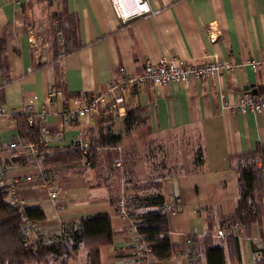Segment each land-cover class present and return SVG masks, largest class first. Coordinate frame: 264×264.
<instances>
[{"label": "crops", "instance_id": "0c3cea01", "mask_svg": "<svg viewBox=\"0 0 264 264\" xmlns=\"http://www.w3.org/2000/svg\"><path fill=\"white\" fill-rule=\"evenodd\" d=\"M148 2L149 14L130 15L122 20L112 0H0L1 163L11 164L8 176L16 184L18 202L45 213L46 219L29 229L32 241L45 234L59 235L64 224H79L84 218L106 213L114 235L113 244L101 249V264H191L192 252L201 264H206L202 250L204 239L209 236L215 245L225 246L227 256L232 252L225 240L215 235L217 220L235 212L239 197L238 175L231 167V158L264 145V112L241 115L231 108L240 95L264 91V0ZM127 7L134 8V4L130 2ZM58 14L71 15L77 31L75 49L65 54L59 65L56 61L61 52L53 50L51 43V30ZM36 29L48 34V56L31 44L30 35ZM162 59L197 63L225 60L238 66L215 80L127 90L121 113H109L106 101L99 115L64 122V112L80 106L86 95L105 94L113 80L123 81L129 75L141 73L147 62L158 63ZM4 60L6 73L2 68ZM246 62L257 63L258 69ZM58 80L66 95L50 99ZM28 106H32L34 125L49 152L70 147L80 137L96 135L100 119L114 124L111 132L122 135L120 146L136 144L141 128L135 126L127 131L125 125L129 110L136 108L141 110L140 116L146 118L145 124L154 135L190 134L195 149L203 152V163L195 166L194 151L193 171L160 177L155 181L162 184L148 192L161 193L165 203L178 209L169 216L170 237L177 247L175 255L167 261H158L154 255L146 261L136 257L134 221L121 217L114 202L123 188L116 175L101 162L88 168L81 162L75 163L73 174L56 176L48 185L40 178L42 168L31 161L23 167L15 166L13 162L21 154L10 151L9 145L18 138L19 130L18 122L10 114ZM105 148H98L95 156ZM141 167L142 164L138 170ZM51 192L58 195L52 198ZM143 192L141 189L138 193ZM12 199L9 197L11 203ZM262 199V223L254 227L257 240L260 235L264 239V170ZM62 207L65 210H60ZM191 235L203 249L200 244L197 248L196 242L188 244ZM252 243L251 239L241 240V262L228 259L229 263L256 264ZM71 254L51 255L46 259L48 263L29 264H86L84 246L71 249Z\"/></svg>", "mask_w": 264, "mask_h": 264}, {"label": "trees", "instance_id": "16d2710c", "mask_svg": "<svg viewBox=\"0 0 264 264\" xmlns=\"http://www.w3.org/2000/svg\"><path fill=\"white\" fill-rule=\"evenodd\" d=\"M56 23L51 30L52 49L61 53H70L77 44L76 22L71 15L58 14L55 16ZM62 37L58 38V33ZM1 48V46H0ZM58 58V55H57ZM56 61V64H60ZM3 71L7 72V60L2 62ZM52 90H61L64 95L66 92L63 85L58 80ZM261 93V92H260ZM89 95H86L88 97ZM18 122V139L26 142H37L41 144L40 154L37 158H26L18 156L14 162L21 161L24 165L29 160L37 161L43 172L40 177L48 184L53 178L64 177L73 174L74 164L83 160L84 156L78 143L70 147L56 148L51 152L46 151L42 145V136L38 128L30 123L31 114L25 111L14 110L10 114ZM139 108L129 110L125 120L126 130L133 129L140 123H146V118L141 117ZM107 122V121H106ZM102 119L99 120V129L97 134L87 136L92 144L90 153L85 156L91 162L92 167L97 166L98 156H95L98 148L118 149L122 140L121 134L112 133L113 123ZM106 149V148H105ZM262 158V167H257V161ZM204 156L201 150H198L195 156V165L203 163ZM2 159L0 158V164ZM86 167L85 165H83ZM231 167L238 175L239 197L236 210L227 217H220L221 226L228 227L229 234L224 239L232 252L229 256L226 254L224 245H215L211 236L204 239L205 249L198 239L194 244H200V249L204 253L206 264H230L229 260L241 262L240 242L241 240L231 231L230 226L239 223L245 228L247 238L252 240L253 251L256 255V264H264V239L254 238V227L260 226L262 199V172L264 170V145H258L253 152L245 153L231 158ZM2 171V168H1ZM1 173V172H0ZM0 178V264H29L46 260L48 256L54 255L60 257L65 254L70 257L71 249L76 250L80 245L86 249V264H101V249L113 244V229L110 216L106 213H100L90 218H84L79 224L67 223L60 230L59 235L45 234L38 240L32 241L29 233L30 227L46 219L45 213L40 208L25 207L21 204L11 203L9 193L13 182L7 180V184ZM16 185V184H15ZM160 186L159 183L155 184ZM145 189L152 186L144 185ZM154 186V185H153ZM136 193L128 197L125 202L129 217L137 226L138 233L143 235L150 245L153 255L158 261H167L177 251L176 245L170 237L169 215L163 214L159 209L165 203V198L161 193H149L141 195L139 190L141 186L135 187ZM123 197H116L114 202L117 205ZM118 209V205H117ZM118 211V210H117ZM53 237L49 243L48 236ZM234 248V252H233ZM195 253V252H192Z\"/></svg>", "mask_w": 264, "mask_h": 264}, {"label": "built area", "instance_id": "2783aa9c", "mask_svg": "<svg viewBox=\"0 0 264 264\" xmlns=\"http://www.w3.org/2000/svg\"><path fill=\"white\" fill-rule=\"evenodd\" d=\"M50 1V0H47ZM62 1V0H56ZM114 4L115 11L119 18L122 20H127L130 15L133 16H145L150 13V6L148 0H112ZM130 2L134 4V8L127 7L130 5ZM130 11H133L132 13ZM31 44L34 49L38 50L40 53H47L50 50V42L48 34H44L40 29L35 30L31 33ZM58 38L62 37V33H58ZM208 36L213 40L212 36L208 32ZM65 57L64 53H61L58 56V60L62 61ZM48 59V57H47ZM254 70L258 69V64L255 62H246ZM238 65L232 61H223V60H208L206 62H186L179 59H162L158 63L147 62L144 69L141 73L136 75H129L123 81L117 79L109 83L107 92L105 94H93L88 96L84 102L75 109L66 110L63 114V120L65 123H69L81 117H90L97 116L101 112L102 105L107 101V111L109 113H121V110L124 107L125 99L124 94L127 90H132L139 88L145 85L151 86H166L172 82L177 83H188L190 80H201V79H211L215 80L220 78L226 73L233 71ZM50 99L53 98H63L64 94L61 90H51ZM109 98V100H106ZM232 111L235 114H260L264 112V91L256 95L252 93H245L238 97L236 103L231 106ZM25 112L33 115L32 106L25 107ZM0 113L2 110L0 108ZM34 116L30 118V123L34 124ZM41 119V118H40ZM43 119V118H42ZM41 119V120H42ZM74 143L79 144V148L84 156V165L90 166V161L86 159L85 156H88L91 148L90 139L80 137ZM41 144L37 142H26L19 140L18 138L14 140L9 145V150L14 152H20L21 155L29 156V158H37L40 154ZM19 163V162H18ZM263 160L260 157L257 161V167H262ZM18 165V164H17ZM35 167L39 166L37 161L33 164ZM2 174L0 175L2 179H8L9 166L7 163L2 165ZM10 194L14 199L12 203L20 204L16 199V185L13 182L11 187ZM52 198H55L56 194L54 192L50 193ZM63 209V207L61 208ZM120 209V210H119ZM119 214L123 218H130L126 210L124 199H121L118 203ZM163 214L173 215L178 209L172 203H164L160 209ZM213 218V216H211ZM216 221V220H215ZM214 221V222H215ZM231 231L237 236L240 240H247V234L245 228L239 223L231 224ZM132 232L136 237L137 248L136 257L139 260L146 261L149 256L153 255L150 245L145 240L144 236L138 233L137 226L134 224L132 226ZM229 234L228 227L221 226L219 220H217V230L216 238L219 240H224ZM47 240L50 242L53 241V237L48 236ZM188 244L194 245L193 235L188 237ZM190 253L191 264H201L199 257Z\"/></svg>", "mask_w": 264, "mask_h": 264}, {"label": "rangeland", "instance_id": "374dc122", "mask_svg": "<svg viewBox=\"0 0 264 264\" xmlns=\"http://www.w3.org/2000/svg\"><path fill=\"white\" fill-rule=\"evenodd\" d=\"M136 126L137 128H141L138 135L140 140L136 143L137 145H128L125 146V148L119 145L120 148L118 149H106L100 153L101 156L98 155V161L101 162L100 164L109 167L110 173L116 175L118 182L120 181V188H123V190L118 198L123 197L125 202H127L128 197L133 196L137 192L135 189L137 186H141L143 188L144 192L143 194H140L146 195L149 194L148 192L150 190L157 189L155 188V184H162L159 181H155L160 177H165L168 174L176 176L187 171H193L196 168L193 167L191 161L193 160V152L195 151V156H197L198 149H195L196 147L194 146L190 134H188L189 137L186 134L181 135L178 133L169 134L167 136H157L152 133L151 128L145 123H140ZM83 138L90 139L87 136H83ZM134 146L135 149H133ZM24 157L29 159V156ZM83 161L84 158L80 162L83 163ZM3 163L0 164L1 168ZM5 163H7L10 167L9 171H7L10 174L11 164L8 162ZM13 163H15V166L17 167L24 166L21 161ZM31 163L33 165L34 161ZM141 164L142 167L138 170V167ZM38 167H41L40 164ZM88 167H92L91 162L90 166H86V168ZM0 172L1 175V169ZM0 178L2 179L1 176ZM3 180V182L7 184L8 179ZM48 184H50L49 181ZM146 184H149L152 187L145 189L144 185ZM54 193L56 194L55 196L58 195V193ZM9 197H12L10 193ZM60 210H65V208H60Z\"/></svg>", "mask_w": 264, "mask_h": 264}, {"label": "water", "instance_id": "95a60500", "mask_svg": "<svg viewBox=\"0 0 264 264\" xmlns=\"http://www.w3.org/2000/svg\"><path fill=\"white\" fill-rule=\"evenodd\" d=\"M252 87H253V86H252ZM256 93H257L256 91L253 92L254 95H256Z\"/></svg>", "mask_w": 264, "mask_h": 264}]
</instances>
